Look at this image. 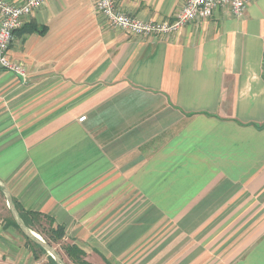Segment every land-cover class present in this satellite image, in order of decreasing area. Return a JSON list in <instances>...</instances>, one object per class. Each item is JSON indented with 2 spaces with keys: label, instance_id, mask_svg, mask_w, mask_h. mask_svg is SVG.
I'll return each mask as SVG.
<instances>
[{
  "label": "crops",
  "instance_id": "obj_1",
  "mask_svg": "<svg viewBox=\"0 0 264 264\" xmlns=\"http://www.w3.org/2000/svg\"><path fill=\"white\" fill-rule=\"evenodd\" d=\"M185 1L117 3L163 20ZM97 2L46 1L26 21L46 31L10 49L27 78L0 67V179L19 211L51 215L94 264H264V0L144 36ZM0 264L50 258L0 224Z\"/></svg>",
  "mask_w": 264,
  "mask_h": 264
},
{
  "label": "built area",
  "instance_id": "obj_2",
  "mask_svg": "<svg viewBox=\"0 0 264 264\" xmlns=\"http://www.w3.org/2000/svg\"><path fill=\"white\" fill-rule=\"evenodd\" d=\"M48 0H23L16 3L0 0V67L14 72L25 80L28 75L23 61L10 54L16 30L22 27L29 15ZM251 0H186L171 17L163 20H145L129 14L118 5L117 0H98L97 9L114 27L134 35H165L178 32L189 21L208 19L216 7L223 6L236 15H242ZM83 115L79 120L85 119Z\"/></svg>",
  "mask_w": 264,
  "mask_h": 264
},
{
  "label": "trees",
  "instance_id": "obj_3",
  "mask_svg": "<svg viewBox=\"0 0 264 264\" xmlns=\"http://www.w3.org/2000/svg\"><path fill=\"white\" fill-rule=\"evenodd\" d=\"M20 29L30 30V31L36 30L40 33H44L46 31L45 26L40 27V26H37L36 23H28V22L25 23L22 27H20L17 30H20ZM16 207H17V205H16ZM32 213L41 214V215L46 216L50 219L49 231L46 233L47 236H44V239H46L47 241L52 243V242H59L60 240H62L64 238L65 227L61 224L54 227L55 219L49 214L36 212V211H27V212L22 211L21 212V210H20V214L28 226L33 228V225H32L33 223L31 220V214ZM13 223L20 228V226L18 225L16 220H14ZM23 233L25 234V232H23ZM26 237L28 238V240L37 244V246L41 249V251L47 252L42 245H40L37 242H35L34 240H32L29 236L26 235ZM62 247L64 248L66 254L68 255L67 257H69L74 263H76V264H94V263L90 262L88 259H86V251L83 248H81L79 245H77L76 243H66V244H63ZM49 258H50V264H58L56 262L55 258L52 257L51 254H49Z\"/></svg>",
  "mask_w": 264,
  "mask_h": 264
},
{
  "label": "rangeland",
  "instance_id": "obj_4",
  "mask_svg": "<svg viewBox=\"0 0 264 264\" xmlns=\"http://www.w3.org/2000/svg\"><path fill=\"white\" fill-rule=\"evenodd\" d=\"M0 191H1L2 197L4 199V203H5L4 207L6 209L5 214L3 213V215L0 218V224H7V225L10 224V226L12 225V226L17 227L18 230H19L20 235L22 237L26 238L28 242L32 243V245H34L36 247V249L40 252V254L48 253V252L41 251V249L37 246V244H35L32 241L28 240L26 235L23 233L21 227L19 228L18 226H16L13 223V221L16 220L15 219V215H14L13 211L9 208V204L7 202V197H6L5 193L1 189H0ZM14 202H15V200H14ZM31 220H32V223H33L32 224L33 228L30 227V226L29 227L31 229H33L34 231H36L38 234H40L42 236V238H44V236H47L46 233L49 231L50 219L48 217H46V216L41 215V214L32 213L31 214ZM63 244H66L65 241H63V239L60 240L59 242H52L51 243V245H53L56 248V250L58 251V253L60 254V256L62 257V259L64 260V262L66 264H73V261L69 257H67V254H66L64 248L62 247Z\"/></svg>",
  "mask_w": 264,
  "mask_h": 264
},
{
  "label": "water",
  "instance_id": "obj_5",
  "mask_svg": "<svg viewBox=\"0 0 264 264\" xmlns=\"http://www.w3.org/2000/svg\"><path fill=\"white\" fill-rule=\"evenodd\" d=\"M0 189L5 193V195L7 197V202L9 204V208L13 211V213L15 215V219H16L17 223L19 224V226L21 227V229L23 230V232H25V234L27 236H29L32 240H34L38 244L42 245L44 247V249L49 254H51L52 257L55 258V260L58 264H66L64 262V260L62 259V257L60 256V254L58 253V251L56 250V248L53 245H51V243L49 241L42 238V236L40 234H38L36 231L31 229L25 223V221L22 218L18 208L16 207L12 193H11V191H9L10 190L9 187L7 186V184L2 179H0Z\"/></svg>",
  "mask_w": 264,
  "mask_h": 264
}]
</instances>
